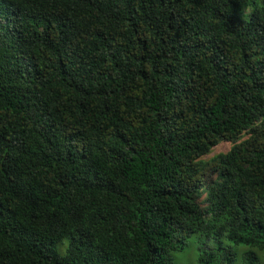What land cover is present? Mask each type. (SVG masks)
<instances>
[{
    "label": "trees",
    "instance_id": "1",
    "mask_svg": "<svg viewBox=\"0 0 264 264\" xmlns=\"http://www.w3.org/2000/svg\"><path fill=\"white\" fill-rule=\"evenodd\" d=\"M191 237L264 264V0H0V264Z\"/></svg>",
    "mask_w": 264,
    "mask_h": 264
},
{
    "label": "rangeland",
    "instance_id": "2",
    "mask_svg": "<svg viewBox=\"0 0 264 264\" xmlns=\"http://www.w3.org/2000/svg\"><path fill=\"white\" fill-rule=\"evenodd\" d=\"M249 8L244 7L242 13L248 12ZM230 144L227 142H221L216 145L213 149V154L221 151H225L229 148ZM205 241L200 238L198 241L194 237L188 238L183 245L182 251H177L174 254V264H196V253L199 247L202 246L201 243ZM204 247L208 248L210 243L203 244Z\"/></svg>",
    "mask_w": 264,
    "mask_h": 264
},
{
    "label": "clouds",
    "instance_id": "3",
    "mask_svg": "<svg viewBox=\"0 0 264 264\" xmlns=\"http://www.w3.org/2000/svg\"><path fill=\"white\" fill-rule=\"evenodd\" d=\"M228 143V142H227ZM230 147V146H229ZM226 151V150H225Z\"/></svg>",
    "mask_w": 264,
    "mask_h": 264
}]
</instances>
